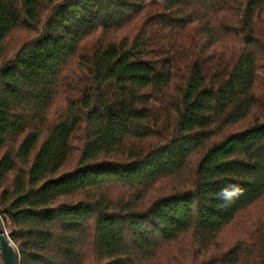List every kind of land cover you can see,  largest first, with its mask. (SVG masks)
Segmentation results:
<instances>
[{"label":"trees","instance_id":"obj_1","mask_svg":"<svg viewBox=\"0 0 264 264\" xmlns=\"http://www.w3.org/2000/svg\"><path fill=\"white\" fill-rule=\"evenodd\" d=\"M0 218L20 264H264V0H0Z\"/></svg>","mask_w":264,"mask_h":264},{"label":"rangeland","instance_id":"obj_2","mask_svg":"<svg viewBox=\"0 0 264 264\" xmlns=\"http://www.w3.org/2000/svg\"><path fill=\"white\" fill-rule=\"evenodd\" d=\"M24 36L25 35H23V34H18L16 36L15 40H19V39L23 38ZM10 47H13V46L10 45ZM64 105H65L64 102L60 99H58L55 102V105L52 107V110H51V112H52L51 116L54 117L53 119L56 118V116L58 115L57 114L58 110L63 109ZM76 163H77V156H74L70 161H68V163L64 166V168L61 170L60 173H66V172L73 170L76 166ZM109 194H110V196L112 195V198L114 200H119L120 198L124 199V197H125V192H122L121 190H111V192ZM6 232L8 233L7 230H6ZM224 236H226V233L224 234ZM226 240L228 241V238H226ZM188 249H189V243H188L187 239L184 241H179L176 243H171L169 245H165L161 249V251L159 252L157 264H168L169 261L171 260V258L179 257L183 250L185 252V255H187ZM179 264H186V263L183 260Z\"/></svg>","mask_w":264,"mask_h":264},{"label":"water","instance_id":"obj_3","mask_svg":"<svg viewBox=\"0 0 264 264\" xmlns=\"http://www.w3.org/2000/svg\"><path fill=\"white\" fill-rule=\"evenodd\" d=\"M0 259L2 264H20V256L0 218Z\"/></svg>","mask_w":264,"mask_h":264}]
</instances>
